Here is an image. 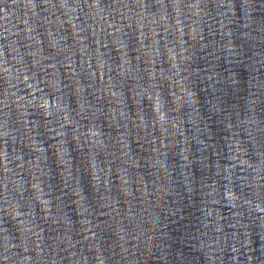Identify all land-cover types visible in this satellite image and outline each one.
Instances as JSON below:
<instances>
[{
  "label": "water",
  "instance_id": "95a60500",
  "mask_svg": "<svg viewBox=\"0 0 264 264\" xmlns=\"http://www.w3.org/2000/svg\"><path fill=\"white\" fill-rule=\"evenodd\" d=\"M0 264H264V0H0Z\"/></svg>",
  "mask_w": 264,
  "mask_h": 264
}]
</instances>
